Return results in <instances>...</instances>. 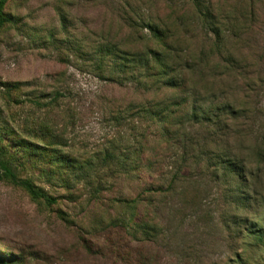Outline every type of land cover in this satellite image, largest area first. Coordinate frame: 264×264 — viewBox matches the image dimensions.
I'll return each instance as SVG.
<instances>
[{"label": "rangeland", "instance_id": "374dc122", "mask_svg": "<svg viewBox=\"0 0 264 264\" xmlns=\"http://www.w3.org/2000/svg\"><path fill=\"white\" fill-rule=\"evenodd\" d=\"M5 11L0 149L56 201L0 176V264H264V0H8ZM211 23L229 51L214 60L238 68L200 89L246 116L224 137L190 134L183 179L166 191L182 149L154 133L140 152L136 111L151 96L129 72L99 69V50L158 47L157 26L171 45L209 51ZM222 151L243 159L240 179L225 177ZM143 157L152 167L129 179Z\"/></svg>", "mask_w": 264, "mask_h": 264}, {"label": "trees", "instance_id": "16d2710c", "mask_svg": "<svg viewBox=\"0 0 264 264\" xmlns=\"http://www.w3.org/2000/svg\"><path fill=\"white\" fill-rule=\"evenodd\" d=\"M7 1L0 0V27L9 21L8 13L5 11ZM195 3L199 4V2ZM209 31L214 34L210 50L200 49L196 54H192L189 48L171 45L168 41L170 36L168 32L157 26L151 27V38H155L160 43L158 47L146 45L140 51L131 52L107 45L99 50L102 52L99 69L104 70L103 66L106 64L111 74L115 71L129 72V78L134 80L141 94L151 96L146 102L138 104L136 111L143 124L138 136L140 152L144 153L147 150L146 141L154 133L155 136L159 133L157 136L159 145L163 141L175 140L182 149L166 191L172 190L174 185L183 179L181 170L187 162V149L193 143L190 134L195 132L196 135H201V131H205L208 136L218 134L224 137L228 131L226 129H229L228 120H238L246 116V108L237 107L225 97H221L222 99L216 102L215 95H205L200 89L209 80V76L214 83H217L219 77L233 73L238 68L237 61L230 57L224 59V62L214 60L215 55L223 58L224 53L228 54L229 51L223 44L222 31L212 23ZM208 97L213 99L208 101ZM188 128H191V131H187ZM24 146L28 147L27 144ZM260 148L257 154L264 157V151ZM219 156L220 169L223 170L225 177L231 180L240 179L242 170L245 169L243 159H231L228 152L224 151ZM110 157L113 158V154H110ZM140 163L148 168L153 165L152 160L144 157L142 161L129 165L126 174L129 179L140 177L136 173ZM122 164L128 166L127 157ZM0 169L1 177L5 176L13 183L22 186L33 198H44L51 203L56 201L30 179L20 178L12 161L3 154V149H0ZM146 190L160 192L162 188L149 187ZM139 198L140 194H137L135 197L123 200L135 203L140 200Z\"/></svg>", "mask_w": 264, "mask_h": 264}]
</instances>
